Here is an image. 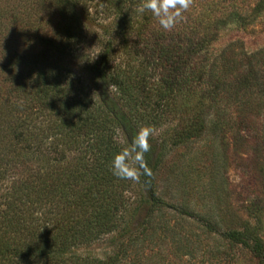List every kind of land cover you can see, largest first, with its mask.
<instances>
[{
    "label": "trees",
    "instance_id": "1",
    "mask_svg": "<svg viewBox=\"0 0 264 264\" xmlns=\"http://www.w3.org/2000/svg\"><path fill=\"white\" fill-rule=\"evenodd\" d=\"M238 1L193 0L166 31L137 10L142 0H0V264H142L133 247L156 213L191 216L155 189L168 140L177 147L231 129L264 141V46L235 40L213 50L222 30L264 13V0L248 14ZM47 17L49 36H36ZM144 30L152 61H137L130 38ZM149 68L164 73L152 81ZM175 91L185 96L179 107ZM141 127L154 131L150 171L136 165L139 180L118 179L112 159ZM197 223L264 264L254 230ZM106 241L102 254L80 252Z\"/></svg>",
    "mask_w": 264,
    "mask_h": 264
},
{
    "label": "rangeland",
    "instance_id": "2",
    "mask_svg": "<svg viewBox=\"0 0 264 264\" xmlns=\"http://www.w3.org/2000/svg\"><path fill=\"white\" fill-rule=\"evenodd\" d=\"M255 1H238V11L248 14ZM51 24L50 18L43 19L34 33L49 36ZM97 25L94 22L89 28L100 35L102 32ZM147 32L131 34V40L137 42L140 49L137 61L144 58L152 61L149 56L152 41L148 40ZM235 40L250 50L263 47L264 13L244 27L229 26L222 30L213 43V50L218 51ZM90 41L86 46L87 55L95 56L97 49L88 47L93 39L92 43ZM170 65L168 63L166 68ZM173 65L175 67V63ZM148 72L154 81L164 70L149 68ZM174 94L173 102L179 107L185 96L176 91ZM189 99L195 100L194 97ZM181 122L176 114L169 126H180ZM229 130L225 133L222 130L216 136L206 133L177 147L168 140L169 147L157 173L155 189L165 202L186 210L191 216H179L170 210L156 213L145 240L133 247L135 254L146 258L142 264H257L249 250L223 242L206 233L197 223L201 218L219 230H243L247 226L264 243V141L260 136L230 133ZM107 243L83 247L80 252L102 254L111 248Z\"/></svg>",
    "mask_w": 264,
    "mask_h": 264
},
{
    "label": "clouds",
    "instance_id": "3",
    "mask_svg": "<svg viewBox=\"0 0 264 264\" xmlns=\"http://www.w3.org/2000/svg\"><path fill=\"white\" fill-rule=\"evenodd\" d=\"M193 4V0H142L139 12L149 11L159 25L166 31H171L183 18V12ZM152 130L141 127L133 136L131 148H124L116 153L111 162L112 174L121 180H139L136 165L147 169L144 154L150 151L149 137Z\"/></svg>",
    "mask_w": 264,
    "mask_h": 264
}]
</instances>
